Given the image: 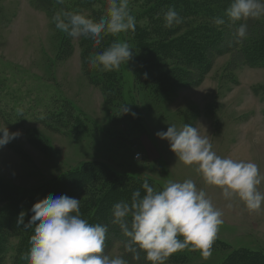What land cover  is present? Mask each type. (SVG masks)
<instances>
[{"label": "rangeland", "instance_id": "rangeland-1", "mask_svg": "<svg viewBox=\"0 0 264 264\" xmlns=\"http://www.w3.org/2000/svg\"><path fill=\"white\" fill-rule=\"evenodd\" d=\"M88 1L98 2L95 8L102 7L105 13L106 0ZM145 1L129 0L137 27L147 26ZM62 9L57 0H0V127L21 133L0 147V177L20 194L39 190L87 162H102L117 175L149 179L157 189L169 180L190 178L223 211L224 222L210 257L205 259L199 250L187 248L172 254L166 264H223L240 249L264 253V205L260 211L249 212L237 199L226 201L218 188L203 183L193 166L177 159L167 140L155 135L170 124L198 127L202 135H209L218 155L255 162L264 176V69L244 63L234 46L238 43L227 31V38L220 39L225 40L223 47L210 54L201 79L193 77L190 85L169 97H155L143 86H135L133 54L118 70L122 105L109 107L101 89L84 72L83 38H71L72 54L64 60L59 56L67 34L55 28L52 16ZM80 13L90 16L88 9ZM240 23L247 24L249 35L264 27V17L237 22L232 34ZM187 26L175 35L185 33ZM120 40L132 47L129 32L121 33ZM123 106L130 112H123ZM71 115L75 118L66 120ZM33 132L45 139L46 151L29 142ZM258 188L264 193V180ZM3 208L0 204V211ZM15 234L11 230L1 233L0 264L19 260L21 245L29 237L26 230ZM109 242L105 241L106 254L123 255L129 264H150L144 254L133 260L124 251L125 239ZM175 256L181 260L175 261Z\"/></svg>", "mask_w": 264, "mask_h": 264}, {"label": "clouds", "instance_id": "clouds-1", "mask_svg": "<svg viewBox=\"0 0 264 264\" xmlns=\"http://www.w3.org/2000/svg\"><path fill=\"white\" fill-rule=\"evenodd\" d=\"M63 4L64 0H57ZM105 13L92 19L76 11L63 10L52 16L55 28L71 37L90 39L101 46L108 35L136 30V18L129 8V0H106ZM165 28L184 23L174 7L161 10ZM264 17V0H230L221 16L212 18L216 26L236 24L249 19ZM247 24L240 23L233 33L235 41L247 37ZM133 58V51L126 41L114 40L101 51L88 58L89 69L117 71ZM145 77L147 73L144 74ZM22 115V109L17 110ZM123 112L130 109L123 106ZM135 116V113H131ZM0 147L19 137V131L10 132L0 127ZM155 135L167 140L177 159L194 171L207 186L218 188L226 201L234 199L243 203L249 212H257L264 205V193L258 186L264 180L255 162L221 157L213 150L209 135H202L198 127L170 124L166 131ZM139 154H137V157ZM229 208L231 203L227 205ZM32 215L25 223L26 211H21L17 226L31 230L30 247L23 259L27 264H129L123 255L105 253L108 225L90 223L80 212V199L61 195L48 196L34 203ZM223 211L216 207L203 188L193 179L169 180L161 188L144 180L134 190L129 201L112 205L111 224L119 227L125 237L124 251L133 260L140 253L150 264H166L169 257L191 248L199 250L207 259L220 226Z\"/></svg>", "mask_w": 264, "mask_h": 264}, {"label": "trees", "instance_id": "trees-1", "mask_svg": "<svg viewBox=\"0 0 264 264\" xmlns=\"http://www.w3.org/2000/svg\"><path fill=\"white\" fill-rule=\"evenodd\" d=\"M97 3L88 0H74L58 4L67 11L80 13L88 9L89 18L98 19L103 15L104 9L101 5V9L95 8ZM229 3L230 0L145 1V7L148 9L147 26L144 28L136 26L134 32H129V42L132 43L131 48L135 55L133 65L137 71L135 86H143L155 97H169L174 95L181 86L190 85L193 77L198 76L197 79H201V75L206 74L208 70L210 54L223 47L225 40L220 41V39L227 38V31L232 41L235 38L232 29L236 24L227 23L216 26L212 23V18L221 16ZM91 5L94 7L90 8ZM169 6L174 7L184 17L183 24L173 28L164 27L162 15L158 14ZM184 26L189 29L182 35H175ZM120 35L106 36L101 46H96L90 39H83L81 43L84 72L90 83L101 89L106 104L113 108L116 104L122 105L123 101L121 73L118 70L105 72L89 69L88 58L114 40L121 41ZM66 37L61 42V53H59L61 60L72 54L71 37ZM234 46L246 65L250 68L264 69V27L257 28L253 33L250 32L244 40L238 43L237 47L236 43ZM145 73H147L146 77ZM68 118L74 119L75 116L66 117V120ZM69 122L67 121L68 124ZM63 125L64 130L65 121ZM58 131L62 129L59 128ZM29 142L39 150H47V142L35 132L30 133ZM144 180H148L155 187L149 179L117 175L102 162H87L77 169L62 174L39 190L24 194H20L9 182L0 177V204L4 206L0 211V245L4 243L1 236L3 231L11 230L16 233V236L19 235L18 232L24 231L23 226H17V218L21 211L27 212L25 216V223H27L32 215L30 209L33 204L50 195L54 197L67 195L80 199V212L83 218L93 224L108 225L107 244H110L109 241L112 238L124 240L119 227L111 224V208L117 202L129 201L132 192L140 188ZM26 232L29 238L25 240L23 246L21 245V255L16 264H27V260L23 257L28 252L29 239L33 233L31 230H26ZM2 253L0 248V263L3 258ZM174 260L179 261L181 257L175 256ZM223 264H264V253L247 249L236 250Z\"/></svg>", "mask_w": 264, "mask_h": 264}, {"label": "built area", "instance_id": "built-area-1", "mask_svg": "<svg viewBox=\"0 0 264 264\" xmlns=\"http://www.w3.org/2000/svg\"><path fill=\"white\" fill-rule=\"evenodd\" d=\"M139 157V156H138Z\"/></svg>", "mask_w": 264, "mask_h": 264}]
</instances>
